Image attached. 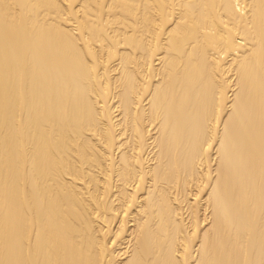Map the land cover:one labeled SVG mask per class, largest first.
<instances>
[{
  "label": "bare ground",
  "instance_id": "bare-ground-1",
  "mask_svg": "<svg viewBox=\"0 0 264 264\" xmlns=\"http://www.w3.org/2000/svg\"><path fill=\"white\" fill-rule=\"evenodd\" d=\"M0 264H264V0H0Z\"/></svg>",
  "mask_w": 264,
  "mask_h": 264
}]
</instances>
